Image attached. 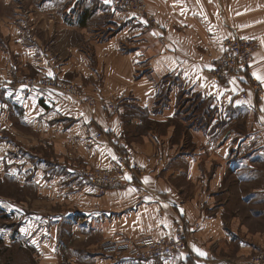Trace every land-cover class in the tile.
Segmentation results:
<instances>
[{"label": "crops", "instance_id": "obj_1", "mask_svg": "<svg viewBox=\"0 0 264 264\" xmlns=\"http://www.w3.org/2000/svg\"><path fill=\"white\" fill-rule=\"evenodd\" d=\"M144 1L155 25L121 20L109 0H56L73 20L45 24L46 37L20 20L0 41L1 85L21 67L101 99L0 87V179L26 190L0 194V264H247L264 248V92L205 70L225 37L253 38L248 77L264 90V0ZM182 95L197 103L179 107ZM115 141L144 171L100 194L79 176L110 166ZM182 229L186 246L162 260L97 252L101 240Z\"/></svg>", "mask_w": 264, "mask_h": 264}, {"label": "built area", "instance_id": "obj_2", "mask_svg": "<svg viewBox=\"0 0 264 264\" xmlns=\"http://www.w3.org/2000/svg\"><path fill=\"white\" fill-rule=\"evenodd\" d=\"M132 1H134L133 4ZM119 4L128 8L130 15L134 17L141 16V18H146L148 24L155 25V19L147 13L144 0H119ZM160 42L165 44L163 36L160 37ZM257 45L256 40L253 38L237 35L224 38L222 41V52L211 60L209 68L211 78L222 82H227L233 78H241L240 80L244 84L252 88L255 96H262L263 88L260 82L246 75ZM9 84L27 88L56 90L64 95H70L78 99L90 108L97 103L95 96L89 95L83 90L74 87L72 83L62 80L45 77L13 78ZM242 96L245 97L246 93H243ZM109 107L113 108L114 104L109 102ZM103 135L102 132H98L95 137L101 138ZM114 145L116 156L110 166L88 167L79 176L81 180L97 188L99 193H103L106 188L117 185L124 173H130L133 177H138L144 171L141 164L135 160L134 154L125 150L123 144L115 141ZM197 225L195 224V226ZM186 242L187 234L182 229L175 235L159 238L140 236L125 241L101 240L97 246V252L103 256H124L137 262L157 261L182 250L186 246ZM247 264H264V248L254 251L249 256Z\"/></svg>", "mask_w": 264, "mask_h": 264}, {"label": "rangeland", "instance_id": "obj_3", "mask_svg": "<svg viewBox=\"0 0 264 264\" xmlns=\"http://www.w3.org/2000/svg\"><path fill=\"white\" fill-rule=\"evenodd\" d=\"M55 1L56 0H0V41H5L6 44H9V40H11L9 28H10L11 24L14 25L15 23L19 22L20 20L25 21V22H32L33 25L35 26L33 28V31L35 33H37V35L40 37L41 36H43V37L47 36V30H45V24L50 23V21H52L53 23H57L59 20H61V17L64 18V14H66L65 16H66L67 20H73V17L70 13L65 12L64 14H60L59 12L56 11V8L52 7V6L56 5ZM133 2L134 1H132V4H133ZM45 3H49L50 5H48L47 8L42 7L43 4H45ZM109 6H111L110 12H118V14L121 15V20H125L126 22H128L130 24H134L136 22H141V16L134 17V16L130 15V10H128V8H126L124 6H121L119 4V0H109ZM76 7H77V9H79L80 4L79 5L77 4ZM146 10H147V7H146ZM94 19H95V17H94ZM142 19H145L146 23L148 24L146 18H142ZM148 25H150V24H148ZM222 41H221V46H222ZM33 45L36 46L37 48L39 47V46H37L35 41L33 42ZM44 47L51 50L48 43L44 44ZM2 48H5V47L2 46ZM257 49H258V45L256 47V51H257ZM221 52H222V50H221ZM220 53H218L215 56H213L211 54L212 57H210L208 65L205 69L208 74H209V68L211 66V60L214 57L218 56ZM249 66H250V64H249ZM22 69L23 68L19 67L18 75L8 78L4 83L5 85H8L9 88H11L13 91L19 90L21 92V91H31L33 89L34 90L40 89V88H27L25 86H13V85L9 84L10 80L13 78L17 79V78H27V77H45V78H52V79H56V80H62L65 82H70L73 84L74 87L78 88L79 90H82V87L72 80H69L66 78H61L57 75H55V76L54 75L53 76H45V75H39V74H37V75H30V74L25 75V74H21L23 72ZM19 74H21V75H19ZM246 75H247V77L249 76V68L246 71ZM4 84L3 85L0 84V87L4 86ZM260 85L263 88V85L261 82H260ZM44 90H46V89H44ZM263 92H264V90H263ZM243 93H245V92H243ZM89 95L95 96L97 98L96 99L97 103L100 102L101 99L98 96H96L95 94L89 93ZM66 96H68V95H66ZM111 102L113 103V101H111ZM195 103H197L195 99L187 98V100H186L185 97L182 95L178 101V106L179 107H182V106L188 107V106H191L192 104H195ZM113 104L115 106V103H113ZM108 106H109V102H108ZM22 131H25L24 134L29 136L30 132H27V129L24 128ZM103 137H104V135H103ZM20 143L23 144L26 148H30L28 146L27 141H20ZM33 143H34V145L37 144L36 142H33ZM40 148H44V147L40 145ZM7 175L8 174L4 175V177L2 178V181L0 179V194L3 196L9 197V198L13 197L15 200H25L26 190L25 189H22V190L18 189L19 187L17 188V183L10 181L7 178L8 177ZM109 188H111V187H109ZM107 189L108 188H106L105 191ZM100 194H102V193H100ZM112 256L119 257L116 255H112ZM129 260H131V259H129ZM131 261H134V260H131ZM134 262H136V261H134Z\"/></svg>", "mask_w": 264, "mask_h": 264}, {"label": "snow or ice", "instance_id": "obj_4", "mask_svg": "<svg viewBox=\"0 0 264 264\" xmlns=\"http://www.w3.org/2000/svg\"><path fill=\"white\" fill-rule=\"evenodd\" d=\"M50 74H51V73H50ZM258 78H260V77H258ZM128 179H131V177H128ZM146 182H147V181H146ZM200 254H201V255H204V253H202V252H201Z\"/></svg>", "mask_w": 264, "mask_h": 264}]
</instances>
